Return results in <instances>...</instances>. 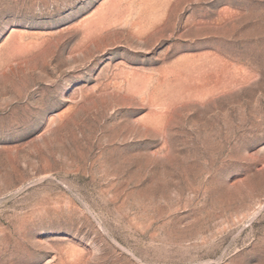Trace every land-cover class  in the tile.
Segmentation results:
<instances>
[{"label":"rangeland","instance_id":"1","mask_svg":"<svg viewBox=\"0 0 264 264\" xmlns=\"http://www.w3.org/2000/svg\"><path fill=\"white\" fill-rule=\"evenodd\" d=\"M0 264H264V0H0Z\"/></svg>","mask_w":264,"mask_h":264}]
</instances>
